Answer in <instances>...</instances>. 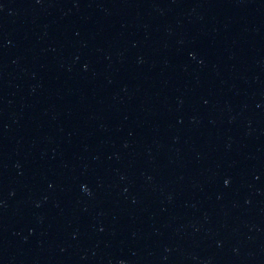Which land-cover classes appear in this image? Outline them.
<instances>
[{
    "label": "water",
    "instance_id": "1",
    "mask_svg": "<svg viewBox=\"0 0 264 264\" xmlns=\"http://www.w3.org/2000/svg\"><path fill=\"white\" fill-rule=\"evenodd\" d=\"M0 264H264V0H0Z\"/></svg>",
    "mask_w": 264,
    "mask_h": 264
}]
</instances>
